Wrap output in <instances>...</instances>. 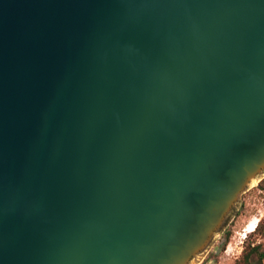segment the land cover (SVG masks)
Returning <instances> with one entry per match:
<instances>
[{
    "label": "water",
    "instance_id": "1",
    "mask_svg": "<svg viewBox=\"0 0 264 264\" xmlns=\"http://www.w3.org/2000/svg\"><path fill=\"white\" fill-rule=\"evenodd\" d=\"M264 179V0H0V264H201Z\"/></svg>",
    "mask_w": 264,
    "mask_h": 264
},
{
    "label": "rangeland",
    "instance_id": "2",
    "mask_svg": "<svg viewBox=\"0 0 264 264\" xmlns=\"http://www.w3.org/2000/svg\"><path fill=\"white\" fill-rule=\"evenodd\" d=\"M258 186L243 196L239 212L201 264H244L242 258L248 244L252 246L261 244V253L264 252V189H259ZM256 223L261 226L257 231L253 233L246 231ZM228 233H231V236L226 240ZM251 264H264V259L255 255Z\"/></svg>",
    "mask_w": 264,
    "mask_h": 264
},
{
    "label": "trees",
    "instance_id": "3",
    "mask_svg": "<svg viewBox=\"0 0 264 264\" xmlns=\"http://www.w3.org/2000/svg\"><path fill=\"white\" fill-rule=\"evenodd\" d=\"M258 188L264 189V180L260 182ZM260 227H261L260 224H258L257 229H259ZM230 236H231V233H228L226 240H228ZM261 249H262L261 244L254 245V246H252V244H248V246L244 250L243 258H242L244 264H251L252 258L255 255H258L260 259H264V252L261 253Z\"/></svg>",
    "mask_w": 264,
    "mask_h": 264
},
{
    "label": "bare ground",
    "instance_id": "4",
    "mask_svg": "<svg viewBox=\"0 0 264 264\" xmlns=\"http://www.w3.org/2000/svg\"><path fill=\"white\" fill-rule=\"evenodd\" d=\"M254 225L250 226L249 228L246 229L247 232H253Z\"/></svg>",
    "mask_w": 264,
    "mask_h": 264
},
{
    "label": "built area",
    "instance_id": "5",
    "mask_svg": "<svg viewBox=\"0 0 264 264\" xmlns=\"http://www.w3.org/2000/svg\"><path fill=\"white\" fill-rule=\"evenodd\" d=\"M257 226H258V223H256V224L254 225L253 232H255V231H256V229H257ZM253 232H250V233H253ZM246 237H247V234H246Z\"/></svg>",
    "mask_w": 264,
    "mask_h": 264
}]
</instances>
